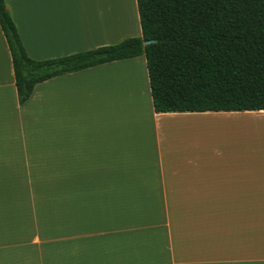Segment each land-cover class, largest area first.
<instances>
[{"label": "crops", "instance_id": "1", "mask_svg": "<svg viewBox=\"0 0 264 264\" xmlns=\"http://www.w3.org/2000/svg\"><path fill=\"white\" fill-rule=\"evenodd\" d=\"M3 3L34 61L140 37L135 0ZM0 264H264V111L155 114L143 55L19 105L0 31Z\"/></svg>", "mask_w": 264, "mask_h": 264}, {"label": "trees", "instance_id": "2", "mask_svg": "<svg viewBox=\"0 0 264 264\" xmlns=\"http://www.w3.org/2000/svg\"><path fill=\"white\" fill-rule=\"evenodd\" d=\"M135 6L140 37L34 61L0 0L17 103L47 79L143 55L155 114L264 111V0H135Z\"/></svg>", "mask_w": 264, "mask_h": 264}, {"label": "water", "instance_id": "3", "mask_svg": "<svg viewBox=\"0 0 264 264\" xmlns=\"http://www.w3.org/2000/svg\"><path fill=\"white\" fill-rule=\"evenodd\" d=\"M149 43H150L149 41H146V42H144L143 44H144V45H147V44H149Z\"/></svg>", "mask_w": 264, "mask_h": 264}, {"label": "bare ground", "instance_id": "4", "mask_svg": "<svg viewBox=\"0 0 264 264\" xmlns=\"http://www.w3.org/2000/svg\"><path fill=\"white\" fill-rule=\"evenodd\" d=\"M127 3H128V1H127Z\"/></svg>", "mask_w": 264, "mask_h": 264}, {"label": "rangeland", "instance_id": "5", "mask_svg": "<svg viewBox=\"0 0 264 264\" xmlns=\"http://www.w3.org/2000/svg\"><path fill=\"white\" fill-rule=\"evenodd\" d=\"M136 26V25H135Z\"/></svg>", "mask_w": 264, "mask_h": 264}]
</instances>
